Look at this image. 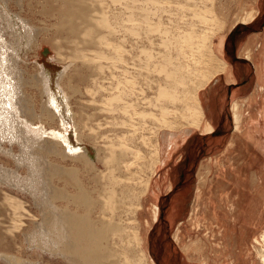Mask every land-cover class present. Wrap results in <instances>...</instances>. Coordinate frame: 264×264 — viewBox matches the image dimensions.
Wrapping results in <instances>:
<instances>
[{
  "label": "rangeland",
  "instance_id": "obj_1",
  "mask_svg": "<svg viewBox=\"0 0 264 264\" xmlns=\"http://www.w3.org/2000/svg\"><path fill=\"white\" fill-rule=\"evenodd\" d=\"M2 1L6 3L8 9L5 11L0 7V11H3V18H8L12 13L18 19H22V23L26 27H30L24 31L26 33L24 39H28L26 45H30V47L22 46L24 47L21 51L22 56L16 54L22 71L20 76L14 78V81H20L18 91L22 93L20 95L17 91L19 104L17 115L23 123L26 121L25 129L26 127L36 128L40 133H43V137L36 141L38 143L33 144L26 140L28 143L26 147H30V151L24 149L23 143L19 139L18 143L14 141L12 145L8 143V140L0 145V251L14 254L17 257V261L13 263L2 261L0 264H78L59 255L44 252L35 246L38 242L32 246L30 241L31 235L39 229L43 215L49 214L46 207L48 205L42 203L49 194L47 189L50 186L58 189L67 187L71 194H77L75 192L76 183L66 181L65 174H55L54 171L49 173L48 168L53 164L73 168L79 166L78 162L71 156L57 154L52 149L48 148L46 151V146H52L56 141L54 134H75L76 128L82 133V142L89 149H100L102 157L108 152L106 147L112 141H119L124 136L122 134L131 136L133 141H128L134 144L137 138V141H141V135L149 137L158 131L161 133L174 131L176 133L173 149L166 157L165 163L158 164L154 169L155 173L151 169L153 165L146 167L144 172L140 171L142 178L151 173V185L141 196L140 202L143 207L139 208L136 213V223L131 218L133 215L125 211L129 209V205L118 209L119 212L114 211L116 217L120 218L122 214L124 223L129 229L131 227L133 231L135 227L139 228L143 241L142 246L146 253V256H142L139 249L135 251L136 245L133 241L128 240L129 237L128 239L116 237L115 245L119 246V249H122L120 248L122 246L128 248L131 253L129 258H125L124 254L115 257L114 260L117 264H203V261H206L205 257L211 254L212 241L216 240L217 246L225 243L222 233H225L226 228L229 232L228 236L235 238L238 227L250 216L254 228V231H251V239L264 230V205L257 203L249 216H243L242 213V199H249L255 193L264 194V166L260 168L264 162L254 167V169L258 168V172H253V180L249 187L246 183L247 179L243 178L241 174L243 166L239 162H242L248 154L255 157L256 153L249 152L255 143L245 139L243 133L238 135L233 123V108L231 106L235 90L242 89V96H248L258 90L257 68L252 59L246 60L244 57L240 59L236 56L238 52L244 56L243 51L248 46H216L219 38L229 33L236 24H238L236 28L246 31L243 37L252 31L251 20L244 21L240 19V16L245 15L248 10H253L251 7L254 0H121V2L120 0H102L100 10L107 14L109 19H112L110 21L113 23L115 33H110L109 29L104 28L101 33L106 36V40L121 42L119 46L122 48V55L121 59L115 57L116 53L114 54L111 43L96 44L98 47L92 45L94 48L91 45H86L90 46L87 47L90 56H95V51L98 49L97 51L106 52V58L98 59L97 62L92 63V66L100 64L103 66L101 70L95 67L94 76L80 82L75 80V84L80 85L81 92H71V96L69 95L68 102L73 111V117H71L73 123H68V121L63 123L59 117L48 113L49 111L43 107L47 95L41 93L40 86L34 82V76L41 75L42 63L50 62L56 66L55 76L57 71L64 69L63 66H69L73 61L75 46L69 41L78 38L80 34L71 35L59 28V17L66 8L60 0H0V5H2ZM203 11L208 12L204 15ZM9 17L11 27H8V23L3 19L5 31L7 30L3 37L6 39L7 47L19 48L20 46H17L18 39L14 33L18 27L15 29L12 27L20 26V23L12 15ZM20 29L22 28L20 27ZM190 31L196 37L215 31L212 38L214 45L212 49L215 54L227 62V69L216 74L215 78L217 77L218 80L214 79L215 83L212 78L207 80L199 76L201 70L204 71L206 66L203 65L204 68H202L201 62L196 57L204 58V62H208L210 59L204 51L203 54H200L193 50L194 48L191 47L193 45L187 35ZM33 35L37 37V40H34ZM138 35L141 37L138 38ZM136 41L139 42L136 43ZM130 48L131 50H129ZM59 52H62L63 55L59 56ZM257 52L255 51V53ZM200 55L202 56L200 57ZM140 60L143 61L140 62ZM134 61L135 64H133ZM72 63H76L73 64V70L68 67L69 74L64 78L67 84L69 76L75 78L77 75L75 69L80 66L79 61ZM179 65L182 67L184 65L185 76H180V69L177 70ZM175 70L177 71L175 72ZM167 71L171 72V77L167 76ZM85 72L88 74L87 71ZM139 72L142 74L140 75ZM124 76H130L134 82L132 79V83L124 81ZM135 76L140 77L136 78ZM144 77L146 78L144 79ZM183 77L187 79L182 84ZM180 79H182L181 82ZM203 82L204 84L201 85ZM174 83L175 86H173ZM161 87L170 89L172 95L175 90L176 93L181 90L182 94H178L180 96L176 95L174 98L167 94L161 95L159 91ZM188 89L190 90L188 91ZM191 89L197 90L202 106H204L205 116L203 119L201 112L196 116V118H201L196 119L193 110H191L196 105L194 97L191 96L193 91ZM124 90L128 94H124ZM66 91L69 94L68 89ZM122 93L124 98L121 96ZM118 94L121 98L117 100L115 97ZM215 109L219 113L216 124L212 123L215 131L208 132L206 125L208 121L210 122V117L216 113ZM246 109L247 106L243 105L242 112ZM135 126L140 128L134 129ZM132 129L137 132L133 133ZM138 130L140 131L138 132ZM255 148L259 150L257 147ZM9 149L11 154H8ZM29 153L38 157L42 156L43 163L41 165L46 168L44 171L39 168V171L34 173L38 189L31 188L26 183L27 177H31V172L25 162L16 159L18 156L28 157ZM259 154L264 158L261 150H259ZM247 158L251 157L247 156ZM232 162H234L233 166L228 167ZM105 167L107 166L104 163L98 162L95 174L89 176L83 170L79 173V177L84 180V186L96 197L99 195L96 189L101 187L100 182L109 186V180L104 175L109 172V169L107 168V171ZM219 170L224 171L223 173L226 175V178L223 177L224 181H228V177L232 173L233 179H238L239 186H235L236 188L233 186L231 191L225 193L227 184L220 183L219 185L216 182L217 178H220ZM102 175L105 178H102ZM142 178L136 182L133 181L136 183L135 186L131 185L135 188L140 187L136 191L144 186ZM217 185L219 186L217 187ZM228 189L230 190V188ZM221 192L225 194L216 199V195ZM8 193L19 198L23 205L18 208L14 201L12 206L6 200ZM227 194L233 196L235 205L226 199ZM58 197L53 198L52 203L49 204L51 210L53 204V207L55 206L58 211L70 209L72 212L77 211L78 214L85 215V209L80 204L66 202L64 198L59 199ZM220 200L224 206L221 207V210L216 208ZM210 203L214 212L208 209ZM155 206H158L157 217L154 214ZM101 211L97 209L93 212V218L100 217ZM127 218H131V220L127 221ZM212 218L218 228L211 226ZM14 221L22 222L17 225L14 224ZM257 223L260 224L256 225ZM34 239L37 240L36 237ZM249 243L248 245L252 249L251 240ZM232 249H236V244H233ZM226 253L229 254L226 255ZM222 255L220 254L216 258L215 264H232L235 261L236 254L233 250L225 251ZM250 257L253 260L250 259L249 264H259L258 260L254 261L253 253H250ZM126 260L129 262H125Z\"/></svg>",
  "mask_w": 264,
  "mask_h": 264
},
{
  "label": "bare ground",
  "instance_id": "obj_2",
  "mask_svg": "<svg viewBox=\"0 0 264 264\" xmlns=\"http://www.w3.org/2000/svg\"><path fill=\"white\" fill-rule=\"evenodd\" d=\"M60 1L62 2L66 10H64L65 12L63 11V14L60 15L59 17V21H60L58 24L59 28H62L63 30L70 33L71 35L80 34L78 38H75L73 40L71 39L69 41L70 43H73L75 46L74 53H73L74 58L72 62L79 61L80 66L77 67V69H75V74H77L75 78L74 77L72 78L71 76H69L68 78L69 83L67 84L65 83V79H64L65 76L69 74L67 69L69 67L71 70H73V64L75 65L76 63L71 62L70 65L67 67L63 66L64 69L57 71L58 73L55 74V76L56 75L57 76L56 78H54L55 77L54 71L57 69V67L52 65L50 62H44L42 63L41 68H40L42 69L41 75L39 74L35 75L34 82L40 86L41 93H45L47 95V99L44 101L43 107L49 111L48 113L53 116L59 117L63 123H65L66 121H68V123H73V121H71V117H73V111L71 110L69 102H68L69 95L71 92L73 93L81 92V87L79 84H75V80L80 82V81H84L88 79L90 76H94L93 74L95 71L94 70L95 67L101 70L103 69V66L102 64L97 65V66H92V63L95 61L97 62L98 59L106 58V52L97 51L98 49H96L95 51L96 52L94 54L95 56H90V51L87 50V47H90V46H86V45L92 46L96 44L100 45L104 43L105 44L111 43V46L114 49V54L116 53L115 57L119 59H121L122 48L119 46L121 42L116 43V42H112V40L110 41L106 40V36L102 35L101 33L103 28L109 29L110 33H113V34L115 33L114 32L115 28L112 26L113 23H111L110 21L112 19H109V16L100 10L101 8L100 5L102 3V0H60ZM137 4H140V3H137ZM0 7H2V9H5V11H8V9L6 8V3H4V1H2V5H0ZM207 12L208 11L206 12L203 11L202 13H204L205 15V13L207 14ZM2 13L3 11H0V145L2 144V142L6 140H8V143L12 145L14 141L18 143V139H19L23 143L22 145L24 146V149H26V151H30V147H26L28 146V143L26 142V140H29V143L33 144L37 140L43 137V133L42 132L40 133L38 129L33 128V127H26L27 129L26 130L24 126V123H26V121H24L23 123L18 117L17 107L19 104L17 102L18 100L17 91L18 89H20V86H19L20 81H14V78L16 79V77L20 76V73H22L20 65H19L20 61L17 55L22 56L21 51H23L24 47H30V45H26V43H28V39H24V35H26L24 31H26V29H30V27H26V25L22 23V19H18L16 15H13L12 13H10V15H12L14 19H18V23H20V26L12 27L14 29L18 27V29L16 28V31H14V29H12V31L16 33L15 34L16 39H18L17 46H20V47L19 48L15 46L7 47L6 39H4L5 37H3L4 32L7 31V30L5 31V28L3 25V22H4L3 19L8 23L9 25L8 27H11L10 26L11 19L9 17L10 15L8 16V18L7 17L3 18ZM20 27L22 29H20ZM140 33L141 32L139 31V34ZM214 34H215V31L207 32L203 36L196 37L192 31H190L189 34L187 33L188 38H190V43L191 45H193L191 46L192 48H194L193 50L198 51L197 53H200V54L204 51V53L209 56V58L208 57L207 58L210 59V61L204 62V58L196 57V59L199 62H201L202 68H204L203 65H205L206 67L204 68V71L201 70L200 75L196 73L195 74L201 76L202 79L211 80L212 78V81L214 79L217 80V77L215 78L216 74L224 71L226 69V63H227L224 60H222V58H219L215 54L214 50L212 49V46H213L212 38ZM33 37H34V40H37V37L35 35H33ZM139 37L141 36L138 35V38ZM22 41H24V43H22ZM122 42L124 43V41ZM138 42L136 41V43ZM124 47L126 48V46ZM133 47L135 48V46ZM129 50H131V48ZM58 55L62 56L63 54L62 52H59ZM201 56L202 55H200V57ZM59 58L58 60H61ZM160 60L162 61V58H160ZM142 61L143 60H140V62ZM133 64H135V61ZM148 65L147 67H149L151 64L149 66ZM179 66H177L178 67L177 70L180 69V76H185L186 74L183 72L184 65L183 67L182 65L180 67ZM177 70H175V72ZM85 71H87L88 74ZM141 72H139L140 75L142 74ZM167 76L171 77V72L167 71ZM139 77H136V78H139ZM145 78L146 77H144V79ZM131 79L133 80V78H131L130 76L129 77L124 76V81H128V83L130 82L132 83ZM186 79L187 78L183 77V80L180 79V82L182 80V84H183V82H186L185 81ZM150 80L152 81L151 78ZM156 80L158 79L156 78ZM182 84H181V87H182ZM203 84L204 82L201 83V85ZM65 86H66V89H68L69 94L67 93ZM173 86H175V83ZM188 86H191V85H188ZM156 87L158 86L156 85ZM189 90L190 89H188V91ZM159 91L161 95L167 94L168 96H173V98L176 97V95L177 97H179L180 95L178 94H182L181 90H178L177 93L175 90L174 94L172 95L170 89H167L165 87H161ZM18 93H20V91H18ZM123 93L128 94V92L125 90L123 91ZM123 93L121 95L123 96L122 98L125 97ZM20 95H22V93H20ZM121 96L119 97V94H118L117 97L115 98H117L118 100L119 98H121ZM191 96L194 97V100H195L194 104H196L192 107L193 109H191L193 110L194 117L196 118L197 113L200 114L201 112V114L203 115L202 113L203 106H202L200 97L196 89L192 91ZM155 101L157 100L155 99ZM126 103H129V102H126ZM232 105H233V110H234V107H235L234 103ZM240 117L241 116L238 113L234 115L236 129L240 128ZM208 123H207V129L211 131L212 124H208ZM74 127L76 128V126ZM135 127L136 128L134 129H138L137 127L139 126H135ZM135 131L137 132V130H133V133H135ZM139 131L140 130H138V132ZM250 132L252 133L255 132V129H250ZM122 135L124 136L120 138L119 141L117 142L112 141V143L106 147L108 148L107 149L108 152H106L104 157H102L100 156V149L99 150L97 148H95V150L89 149V147H87L82 142V133H80L77 130V128H76L75 134L74 133H70V134L68 133L65 135L64 134H54L56 141L55 143L52 144V146H49V147L46 146V151L49 148V149H52L57 154L71 156L74 160L78 162L79 166L73 167V168H67L66 166L53 164L49 166L48 171L49 173L54 171L55 174L57 173L65 174L66 181H69L70 183H76L75 192H77V194H71L70 190L67 187L64 189H58L56 187L50 186L47 189L49 190L48 191L49 194H47V190L45 191V193L47 194V197L43 199L42 203L48 205L46 207L48 208L49 214L45 213L43 215L42 221L41 223H39V229L31 235L30 241L32 242V246L34 245L35 242H38L35 246L40 248L42 251L59 255L61 257H64V259L66 258L68 260H72V262H75L78 264H117V262L114 260L115 257H117L118 255L120 256L124 254L125 258H129V256H131V253L128 248H123V246L120 247L122 249H119L118 248L119 246L117 247L115 245L116 244L115 238L118 237L119 239H125V238L128 239L129 237L128 240L133 241L136 245L135 251H138L139 249V251L142 253V256H146V253L142 246L143 241H142L141 232L139 228L134 226L135 229L133 231L131 227L129 229L126 223H124L125 220H123L124 218L122 217V214L120 215L121 216L120 218L119 216L116 217L114 215L115 214L114 211L119 212L118 209L129 205V209H126L125 211H127L128 214L130 213V215H133L131 218L133 219V222H135L136 213L138 209L143 207L142 203L140 202L141 196L146 192V190L151 185V173H149V175H146L145 178H142L140 171L144 172L146 167L153 165V168L151 169L154 172V169L158 164L165 163L166 157L169 155L170 151L173 149V146L176 140L175 139L176 133L174 131H164L162 133L158 131V132L152 133L151 136L149 137H146L145 135L144 136L141 135L140 136V138L142 137L141 141L140 140L137 141L138 138L137 139L135 138L137 143L140 141L138 144L136 142H134L133 144V142L131 143L130 141H128V140H131V136L128 137V135H125V134H122ZM132 137H133V134H132ZM123 138L125 139L121 140ZM258 141L260 142L261 139H259ZM235 147H237V145H235ZM8 151H9L8 154H11V150L9 149ZM16 159L25 162V165L29 168L31 172V177H27L26 183L31 188L38 189L39 186L37 185L36 179L34 178V173L38 172L39 168L42 171L46 169L44 166L41 165L43 163L42 162L43 157L42 156L38 157L37 155H33L29 153L28 157L18 156L16 157ZM98 162L104 163L107 166L105 168L109 169V172L104 174L105 177H107V179L109 180V186L104 182H100L101 187L96 189L99 195H97L96 197L95 195L92 194V192H90L84 186V180L79 177V173L83 170L86 174H89V176L95 174L97 167H98ZM249 162H244V164L249 163ZM98 174L100 175V173ZM104 175H102V178L104 177ZM237 177L239 178V176ZM139 178H142L141 180L143 181L144 186L140 190L136 191L138 187L135 188V187H132L131 185L136 184V183H133V181L136 182V180H138ZM233 181H235V185L236 187H238L239 186L238 179L234 178ZM241 184L242 183L240 181V185ZM262 185H263V182H262ZM55 197H58L59 199L64 198L66 202H74V203L80 204L85 209V215H80L77 213V211L72 212L70 211V209H64L62 211H58L56 210L55 206L53 207V204L51 206L52 207V210H51L49 208V204L52 203V200ZM226 199L232 205H235V199L233 198L231 194H227ZM6 200L9 201L12 204V206L15 201L18 208H20L23 205L22 201H20L19 198L12 195L11 193L7 194ZM242 202H243V208H242L243 216H249L252 208L253 207L255 208L257 203H261L262 205H264V194L255 193L249 199H242ZM97 209L102 210L101 215L97 219H94L92 215H93V212L97 211ZM108 210H111V212H108ZM154 212L153 213L157 217L158 206H155ZM123 214H124V211H123ZM19 217H22V216H19ZM131 218L130 219L127 218V221L131 220ZM251 220L252 219L249 216V219L243 222L238 227L237 229L238 232L235 235V238L228 236L229 232H228V229L226 228L225 233H222V239L225 240V243L220 244L218 242L220 245L217 246L215 244L216 240L212 241L211 254H208L207 257H205L206 259L204 260L206 261H203V264H215V262L217 261L216 258L220 254L222 255L223 252L225 251L231 252L232 250L236 254L235 261H233L232 264H249L248 261L252 259L250 257V253H253L255 255L254 257L255 262L256 260H258L259 264H264V230H262L258 236L251 239L252 237L251 231H254V228L252 227L253 223L251 222ZM19 222H22V221H14V224L18 225ZM258 224L260 223H257L256 225ZM13 226L15 227L16 225H13ZM35 237L37 238V240L34 239ZM250 240L252 243V249H251V246L248 245ZM233 244H236V249H232ZM196 245H198V242H196ZM227 254L229 253H226V255ZM2 261L13 263L17 261V257H15L14 254H9L8 252L0 251V262ZM125 262H129V260H126Z\"/></svg>",
  "mask_w": 264,
  "mask_h": 264
},
{
  "label": "crops",
  "instance_id": "obj_3",
  "mask_svg": "<svg viewBox=\"0 0 264 264\" xmlns=\"http://www.w3.org/2000/svg\"><path fill=\"white\" fill-rule=\"evenodd\" d=\"M251 8L253 10H248L245 15L240 16V19L244 21L251 20L250 23H251L252 31L246 37H243L246 31L244 29L241 30L240 28H236V26L238 25L236 24L232 27L229 33L223 35L222 38H219V41L216 45V46H248L243 51L245 54L244 56L240 52H238L236 56L237 58H240V59H242V57H244L246 60L252 59L255 62L254 66L257 68V75L259 79L258 90L254 91L252 94L248 96H242L241 95L242 89H237L234 92V95H233L234 99L231 102L232 108H233L232 104L234 103L235 105L234 110H233L234 126H235L234 115L238 113L241 116L240 117V128L239 129L235 128V130L238 131L237 132L238 135L240 133L241 134L243 133L245 139L251 141L252 143H255V145H253V147L249 150V152L253 151L254 153H256L255 157L248 154L247 156H250L251 157L250 159H248L246 156L242 162H239V164L240 165L242 164L241 166H243L242 167L243 171H241V174L243 175V178L247 179L246 183H248L249 187H251V182L253 180V172L254 171L258 172V168L254 169V167H256L257 164H261L262 162H264L262 161L264 160V158L261 156V154H259V150H261L264 156V150H263L264 149V0H254ZM255 51H258V52L255 53ZM217 56L221 58L219 55ZM226 69H227V63H226ZM216 81H213V82L215 83ZM262 90H263V93H262ZM243 105L247 106V109L244 112H242ZM215 112L216 113L210 117L211 123L208 121L209 122L208 124H212V123L216 124V118L218 117L219 113L217 112L216 109H215ZM204 116H205V110L203 106L202 119ZM250 129H255V132L253 133L250 132ZM206 130L208 132L215 131L213 125H212L211 131L207 129V125H206ZM259 139H261L260 142L258 141ZM255 147H257L259 150H256ZM254 158H256V160ZM244 162H249L247 163L249 165H243ZM233 163L234 162L230 163L228 167H232ZM263 166L264 164L260 168H262ZM247 169H250V170H247ZM219 171H220L219 172L220 178H217L216 182L219 185L220 183L227 184V189L224 190V192L226 193V191H231L233 186L234 188H236L235 183H233L232 173H231V176L228 177V181H224L223 177L226 178V175H224L223 173L224 171L222 170H219ZM219 185H217V187ZM228 188H230V190ZM225 193L221 192V194L216 195L217 197L215 198L219 199V197L221 198ZM221 202L222 201L220 200V203H218V206H216V208H219V210H221V207H224L223 204H221ZM208 209L209 211L210 209L213 212L215 211L214 208L211 206V203L210 205H208ZM210 223L212 224L211 226L218 228L217 223L214 222L213 218H212V222Z\"/></svg>",
  "mask_w": 264,
  "mask_h": 264
}]
</instances>
